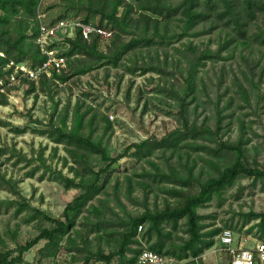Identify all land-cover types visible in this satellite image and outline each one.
<instances>
[{"label": "trees", "instance_id": "trees-1", "mask_svg": "<svg viewBox=\"0 0 264 264\" xmlns=\"http://www.w3.org/2000/svg\"><path fill=\"white\" fill-rule=\"evenodd\" d=\"M38 3L39 0H0V51L6 53V57L0 56V73L9 59L25 61L32 67L46 60V55L41 52L36 41ZM46 9L49 12L46 21L50 24L60 19L80 18L87 23L113 29L114 33L108 39L111 43L107 45L106 51L100 48V44L107 40L97 34L86 38L80 28L57 41L54 45H59L62 40L65 42L61 54L66 57L68 68L62 67L61 72L53 70L52 78L44 74L37 83L28 79L22 82L30 83L31 88L37 86L40 90H45L46 82L53 80V77L67 81L92 70L98 64L117 66L126 54L136 48L167 43L175 36L200 34L192 30L203 22L221 21L231 30V34L215 50L199 48L193 42L188 44L184 80L189 91L195 90L201 66L209 59L223 58V51L232 43L255 40L264 44V30H253L255 21L264 16V0H59ZM175 20L181 22L182 31L168 35L171 23ZM123 35L132 36L125 39ZM162 67L159 64L134 62L129 69L143 73L150 70L164 72L166 69ZM17 87L10 89V92ZM186 94L174 91L179 102V125L161 137L151 135L132 142L116 155L110 153L102 140L81 129L86 113L80 112L79 107L75 108L71 128L65 125V121L56 123L54 113L47 123L31 118V122H39L44 127L35 128L29 124L13 127L16 132L30 129L46 135L56 144V153L58 146L62 145L66 151V155L62 156L63 163L73 176L47 165L43 158L45 148H42L38 157L46 169L42 171L41 178L50 172L52 179L60 181L66 188H77L79 192L66 203L59 216H52L33 206L24 197L18 190L17 181L0 173V187L9 189L19 198L16 200L17 211L30 210L31 219L39 218L34 236L18 242L15 247L4 246L0 249V264H23L25 254L42 240L44 244L37 250L39 261L56 257L61 249L66 248L74 252L72 264H133L144 248L174 255L185 261L194 260L215 244V237L225 228L243 230L248 226L246 233L254 232L264 242V210L238 212L236 221L231 218L223 226L206 221L213 218V214L199 210L214 196H221L241 177L252 178L254 182L264 181V165L249 161L246 141L242 137L234 141L223 138L221 115H218L215 125L191 120ZM7 96L0 95V104L7 102ZM197 139L211 140L214 145L191 143ZM186 146L204 149L215 157L223 158V162L216 163L214 172L202 179L191 168L184 174L171 166L167 171H158L153 175L157 180L175 185L169 192L177 198L176 203L167 202L154 209L146 207L141 213L128 217H106L109 205L99 195L107 193L109 178L121 159L131 157L144 160L157 151L165 153ZM6 151V148L0 147V154ZM93 155L98 157L99 163L92 161ZM9 156L17 155L10 153ZM20 161L31 164L34 157L21 153L15 163ZM40 168V165H36L29 174H35ZM182 220L185 236L176 235L175 238L174 232ZM92 234L94 237H91ZM105 235L112 242L108 250L101 242L97 246L92 245L93 239L100 240ZM144 243L147 247L143 246Z\"/></svg>", "mask_w": 264, "mask_h": 264}, {"label": "rangeland", "instance_id": "rangeland-1", "mask_svg": "<svg viewBox=\"0 0 264 264\" xmlns=\"http://www.w3.org/2000/svg\"><path fill=\"white\" fill-rule=\"evenodd\" d=\"M58 1L48 3L45 9ZM261 29L264 30V16L256 20L253 27V30ZM176 31H182L178 20L171 23L168 35H174ZM192 31L200 34H187L179 38L175 36L167 43L136 48L126 54L117 66L110 63L98 64L92 70L75 75L67 81L53 77V80L46 82L45 90H40L37 86L31 88L30 83H25L11 91L7 102L0 104V120L3 121L0 122V147L7 149L0 154V173L17 181L18 190L33 206L52 216H59L66 203L79 190L66 188L60 181L52 179L50 172L41 178L46 166L42 165L38 156L41 149L45 148L43 158L46 164L73 176L63 163L62 156L66 155V151L60 145L56 153V144L46 135L30 129L16 132L13 127L28 124L35 128L44 127L39 122H31V118L47 123L54 113L56 123L65 121V125L71 128L75 108L79 107L80 112L86 113L81 129L102 140L110 153L116 155L132 142L151 135L161 137L179 125V102L174 91L187 93L191 120L215 125L218 115H221L223 138L234 141L242 137L246 141L249 161L264 165V44L255 40L232 43L223 51V58L209 59L201 66L195 90L189 91L184 80L188 44L193 42L199 48L215 50L231 34V30L217 20L198 24ZM123 36L129 39L132 35ZM110 43L111 40H107L100 44V48L106 51ZM56 47L61 53L65 42L62 40ZM134 62L159 64L166 70L133 72L129 67ZM63 67L68 68L67 60ZM61 71L62 69L58 72ZM191 143L214 145L207 139H197ZM10 153L17 156H9ZM21 153L33 156L34 161L31 164H26L25 161L15 163ZM92 161L99 163L95 155L92 156ZM222 162L223 158L191 146L165 153L157 151L144 160L123 158L112 171L107 193L99 195L109 205L105 215L114 219L119 215L128 217L130 214L141 213L146 207L154 209L167 202L176 203L177 198L169 192L175 185L157 180L153 176L156 172L167 171L171 166L178 173L184 174L191 168L202 179L214 172L216 163ZM36 165L41 168L35 174H29ZM17 199L19 198L9 189L0 187V249L4 246L15 247L18 242H24L37 233L39 218L31 219L30 210L17 211ZM98 204L101 206L99 202ZM251 209L264 210V181L254 182L249 177L237 179L221 196H214L206 206L199 208L203 213L213 214V218L206 221H214L217 226H223L231 218L236 221L238 212ZM247 227L243 230L233 228L240 245L250 246L256 240L262 241L254 232L246 233ZM176 235L185 236L183 220L174 232L175 238ZM107 238V235L100 240L95 238L92 245L97 246L101 242L108 250L112 242ZM43 244L44 240L29 250L23 264L73 263L74 252L66 248L61 249L56 257L39 261L37 250ZM143 246L147 247L145 243ZM180 264L230 262L217 235L215 244L206 249L202 256Z\"/></svg>", "mask_w": 264, "mask_h": 264}, {"label": "built area", "instance_id": "built-area-1", "mask_svg": "<svg viewBox=\"0 0 264 264\" xmlns=\"http://www.w3.org/2000/svg\"><path fill=\"white\" fill-rule=\"evenodd\" d=\"M53 0H39L37 9L38 34L36 41L41 52L46 55V60L34 67L25 61L9 59L6 61L3 72L0 73V95L10 94L13 89L22 84L25 79L36 82L46 74L50 76L53 70L60 71L65 65L66 57L58 52L57 41L67 35H72L76 28H80L86 38L97 34L103 40L112 37L114 30L100 25L87 23L80 18L60 19L54 24L46 21L47 10L45 6ZM0 56L6 57L4 51ZM141 225L139 229H141ZM223 249L227 252L230 264H264V242L256 240L253 245H240L236 240L235 232L230 228L223 229L218 235ZM185 260L177 256L165 254L144 248L138 259L133 264H180Z\"/></svg>", "mask_w": 264, "mask_h": 264}]
</instances>
